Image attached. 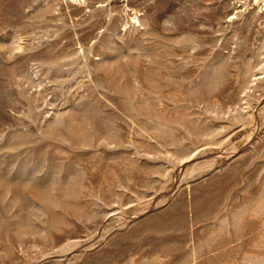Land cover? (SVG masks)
I'll return each mask as SVG.
<instances>
[{"label": "rangeland", "instance_id": "374dc122", "mask_svg": "<svg viewBox=\"0 0 264 264\" xmlns=\"http://www.w3.org/2000/svg\"><path fill=\"white\" fill-rule=\"evenodd\" d=\"M0 264H264V0H0Z\"/></svg>", "mask_w": 264, "mask_h": 264}, {"label": "bare ground", "instance_id": "6f19581e", "mask_svg": "<svg viewBox=\"0 0 264 264\" xmlns=\"http://www.w3.org/2000/svg\"><path fill=\"white\" fill-rule=\"evenodd\" d=\"M258 1V0H257Z\"/></svg>", "mask_w": 264, "mask_h": 264}]
</instances>
